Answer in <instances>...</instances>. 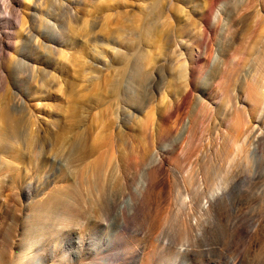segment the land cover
Segmentation results:
<instances>
[{"label": "rangeland", "instance_id": "rangeland-1", "mask_svg": "<svg viewBox=\"0 0 264 264\" xmlns=\"http://www.w3.org/2000/svg\"><path fill=\"white\" fill-rule=\"evenodd\" d=\"M0 264H264V0H0Z\"/></svg>", "mask_w": 264, "mask_h": 264}, {"label": "bare ground", "instance_id": "bare-ground-1", "mask_svg": "<svg viewBox=\"0 0 264 264\" xmlns=\"http://www.w3.org/2000/svg\"><path fill=\"white\" fill-rule=\"evenodd\" d=\"M237 147H238V149H239V145H238Z\"/></svg>", "mask_w": 264, "mask_h": 264}]
</instances>
